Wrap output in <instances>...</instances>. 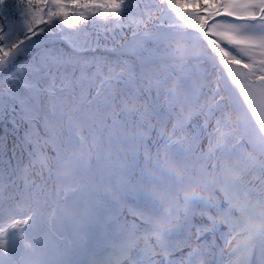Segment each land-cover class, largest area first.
<instances>
[{
    "label": "snow or ice",
    "instance_id": "1",
    "mask_svg": "<svg viewBox=\"0 0 264 264\" xmlns=\"http://www.w3.org/2000/svg\"><path fill=\"white\" fill-rule=\"evenodd\" d=\"M0 123V264H264V0H0Z\"/></svg>",
    "mask_w": 264,
    "mask_h": 264
},
{
    "label": "trees",
    "instance_id": "2",
    "mask_svg": "<svg viewBox=\"0 0 264 264\" xmlns=\"http://www.w3.org/2000/svg\"><path fill=\"white\" fill-rule=\"evenodd\" d=\"M24 58L21 57V60H23ZM8 128H11V125H8ZM4 130H5V125L3 123H0V135L4 134ZM12 146V138L11 136L9 137V150L11 149ZM9 154H11V152H9ZM17 155H19V151H17Z\"/></svg>",
    "mask_w": 264,
    "mask_h": 264
},
{
    "label": "rangeland",
    "instance_id": "3",
    "mask_svg": "<svg viewBox=\"0 0 264 264\" xmlns=\"http://www.w3.org/2000/svg\"><path fill=\"white\" fill-rule=\"evenodd\" d=\"M209 239H210V237H209Z\"/></svg>",
    "mask_w": 264,
    "mask_h": 264
}]
</instances>
